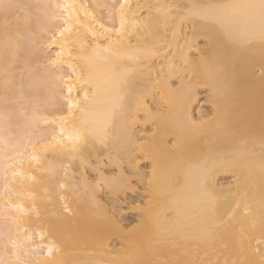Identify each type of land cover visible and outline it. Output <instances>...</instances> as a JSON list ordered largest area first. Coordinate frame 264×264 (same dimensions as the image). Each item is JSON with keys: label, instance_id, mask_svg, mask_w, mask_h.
Masks as SVG:
<instances>
[{"label": "bare ground", "instance_id": "bare-ground-1", "mask_svg": "<svg viewBox=\"0 0 264 264\" xmlns=\"http://www.w3.org/2000/svg\"><path fill=\"white\" fill-rule=\"evenodd\" d=\"M0 264H264V0H0Z\"/></svg>", "mask_w": 264, "mask_h": 264}, {"label": "rangeland", "instance_id": "rangeland-1", "mask_svg": "<svg viewBox=\"0 0 264 264\" xmlns=\"http://www.w3.org/2000/svg\"><path fill=\"white\" fill-rule=\"evenodd\" d=\"M104 12V11H103ZM204 96V95H203ZM205 109L206 110H209V107L208 106H205ZM221 181L223 182H227L229 181L227 178H224V179H221ZM135 218V214H128L127 215V220H133Z\"/></svg>", "mask_w": 264, "mask_h": 264}]
</instances>
